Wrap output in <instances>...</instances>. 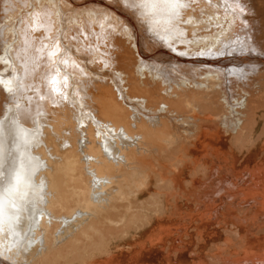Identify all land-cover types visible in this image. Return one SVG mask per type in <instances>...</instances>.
Instances as JSON below:
<instances>
[{
	"label": "bare ground",
	"instance_id": "1",
	"mask_svg": "<svg viewBox=\"0 0 264 264\" xmlns=\"http://www.w3.org/2000/svg\"><path fill=\"white\" fill-rule=\"evenodd\" d=\"M152 2L0 0L1 261L183 264L196 239L189 233L183 241L180 230L217 224L225 202L229 213L232 203L253 209L246 224L264 221V171L243 180L260 202H246L231 188L234 193L216 205L213 191L229 186L227 178L217 181L218 172L184 181L179 170L168 177L164 164L147 170L141 161L149 146L177 141L166 134L168 123L186 137L194 133L197 116L187 114L193 112V91L211 92L212 109L217 105L211 96L222 93L226 111L217 120L226 132L240 131L236 142L245 138L246 123L264 104V51L250 22L252 0H156L155 8ZM90 29L100 34L93 59L81 56ZM71 39L82 40L76 45ZM96 62L109 66L108 75L94 71ZM157 96L153 108L150 98ZM185 169L198 172L196 166ZM16 173L25 178L26 196L11 187ZM231 222L252 236L236 217ZM254 241L264 242V236ZM233 245L226 240L230 254ZM224 250L212 261L264 264V252L246 249L230 260L221 256ZM191 264L208 263L199 258Z\"/></svg>",
	"mask_w": 264,
	"mask_h": 264
},
{
	"label": "rangeland",
	"instance_id": "2",
	"mask_svg": "<svg viewBox=\"0 0 264 264\" xmlns=\"http://www.w3.org/2000/svg\"><path fill=\"white\" fill-rule=\"evenodd\" d=\"M252 6L253 17L250 22L253 29L256 31L259 46L264 51V31L262 29L264 28V0H252ZM89 31L92 32V35L89 34L87 38L85 36L82 37V39L89 44L87 45V48L81 49V56L93 59L91 55L92 44H97V35L100 34H94V31L91 29ZM238 31H240V29H238ZM143 32L144 31H142L144 37L151 42L152 38H148L146 33ZM116 37L123 39L118 35H116ZM82 39H71L69 43L80 45L78 42ZM1 41L2 38L0 34V45ZM128 43L129 40L127 39L125 45L127 47L133 45V43ZM142 50L144 51V55L146 54L149 58H158V52L147 48H142ZM95 64L94 71H96L98 75H101L102 73L108 75L105 70L109 66L106 67L102 63L98 64V62ZM113 67L120 69L119 64H117L116 67ZM145 83L157 91L162 88H159V85L154 81L145 80ZM208 93L212 94L211 92ZM208 93L193 91L189 94V98H193L191 101L193 108L188 109H193V112L187 114L197 116L195 122L192 120V122L197 125L194 133L189 137H186L180 132L181 130L178 131L179 126H176L173 122L168 123L165 130L166 134L175 135V138L178 137L177 141H174L169 146L164 144L149 146L148 151L141 157V161L147 170L148 168L157 169L160 164H164L168 169V172H165L168 177L177 175V171L179 170L181 171V178L184 181H186L190 175L206 180L207 174L210 170L212 172H218L217 181L227 178L229 179V186L228 188L225 187L213 191L211 199L216 205L218 204L219 197L231 196L234 193L231 188H236L240 197L246 202H260L261 200L259 197L248 194L243 180L256 177L264 171V104L257 108L254 121L246 123L245 128L248 123L249 125L246 130L245 138L236 142V138L239 137L238 135L240 131L237 134L226 132L221 122L217 120V117L226 111L223 108L222 103L219 102L222 93H215L211 96L214 98L217 105L213 109L210 108V100L209 96H207ZM131 95L143 96L141 93H131ZM158 96L154 99L150 98V100L153 101V103L150 104L151 107H156L157 103L154 101L158 100ZM198 117H208L210 120H200V122L198 121ZM200 141H206L207 144L202 146L199 144ZM153 142L155 141H151L150 144ZM215 152H218L221 157H216L214 155ZM188 165L196 166L198 172L195 174L190 173L189 170L185 169ZM205 168L207 169L206 173L203 172ZM143 198H146V196ZM227 205L228 203L225 202L224 206L220 208L217 214V224H212L206 229L200 228L196 230L187 228L185 231L183 229L180 230V234L183 235V241L188 240L186 234L189 233L193 234V237L196 239V242L186 251L183 258V264H191L192 262L196 263L199 261V258L205 259L208 264H218L217 260L212 261V256L222 249L225 250L221 256L230 260L241 257L243 251L246 249L248 252H264V242L254 241V237L264 236V227H257V224L263 223L264 221L259 220V222H255L254 225L246 224L248 221L250 222L252 218L253 209H249V207L239 208L235 206V203H232L230 206L235 207V210L233 213H229L226 210ZM197 209L200 212L206 213V216H210L209 210L204 209L201 204L197 205ZM234 217H236L237 221L247 226V231L251 233L252 236L246 237L243 235V232L239 231L237 225L231 222ZM152 219H154L153 215ZM227 239L234 242L233 246L236 249L235 254H230L226 249L225 243ZM248 242L253 243L248 245ZM0 264L8 263L5 260H0Z\"/></svg>",
	"mask_w": 264,
	"mask_h": 264
},
{
	"label": "snow or ice",
	"instance_id": "3",
	"mask_svg": "<svg viewBox=\"0 0 264 264\" xmlns=\"http://www.w3.org/2000/svg\"><path fill=\"white\" fill-rule=\"evenodd\" d=\"M160 2H162L164 4H170V3L171 4H175V3L178 2V0H160ZM145 6H147V3L145 4ZM152 7L153 8L156 7V0H153ZM50 55H55V53H50ZM15 179H16V183L15 184H12L11 187L13 189H15L17 192H20V194H21L22 197L23 196H26L27 194L21 191V186L25 182V178L23 177L22 174L16 173Z\"/></svg>",
	"mask_w": 264,
	"mask_h": 264
}]
</instances>
